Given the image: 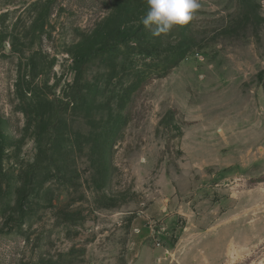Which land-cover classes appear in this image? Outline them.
Listing matches in <instances>:
<instances>
[{"label": "rangeland", "instance_id": "rangeland-1", "mask_svg": "<svg viewBox=\"0 0 264 264\" xmlns=\"http://www.w3.org/2000/svg\"><path fill=\"white\" fill-rule=\"evenodd\" d=\"M199 3L0 0V264H264V0Z\"/></svg>", "mask_w": 264, "mask_h": 264}, {"label": "clouds", "instance_id": "clouds-1", "mask_svg": "<svg viewBox=\"0 0 264 264\" xmlns=\"http://www.w3.org/2000/svg\"><path fill=\"white\" fill-rule=\"evenodd\" d=\"M142 23L154 35H166L174 27L187 24L200 8L199 0H147Z\"/></svg>", "mask_w": 264, "mask_h": 264}, {"label": "trees", "instance_id": "trees-1", "mask_svg": "<svg viewBox=\"0 0 264 264\" xmlns=\"http://www.w3.org/2000/svg\"><path fill=\"white\" fill-rule=\"evenodd\" d=\"M132 39L133 38L131 35L125 34L120 28H116L113 32L112 38L109 41H107L103 46L93 48L91 49V51L81 54L78 58V61L81 62L85 59L93 58L97 55L108 53L112 48H114L118 44L130 42L132 41Z\"/></svg>", "mask_w": 264, "mask_h": 264}]
</instances>
